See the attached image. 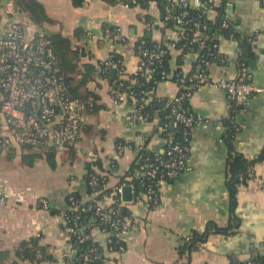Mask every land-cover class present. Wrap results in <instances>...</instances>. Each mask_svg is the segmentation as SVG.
<instances>
[{
	"label": "crops",
	"instance_id": "obj_1",
	"mask_svg": "<svg viewBox=\"0 0 264 264\" xmlns=\"http://www.w3.org/2000/svg\"><path fill=\"white\" fill-rule=\"evenodd\" d=\"M40 1L51 20L39 25L27 14L29 28L69 36L73 47L84 50L82 62L98 64L118 49L128 71L134 72L139 63L135 43L140 37L177 36L173 28L164 31L160 25L150 26L147 22V15L160 16L157 1L148 7L122 0H85L82 6H75L72 0ZM189 1L213 21L219 17L231 19L239 35L210 28L218 42L219 57L207 64L208 74L213 78L242 77L264 88V0ZM0 15L1 33L15 16L3 9ZM114 26L118 27V35L107 36L106 28ZM242 38L252 45L246 53V64L239 59ZM198 56L196 51L172 47L171 71L182 69L189 73ZM85 87L99 95L101 107L88 114L79 148H56L53 162L43 156L29 164L23 159L24 150H8L0 145V264L16 259L20 241L32 236H39L48 252L61 260L74 248L61 212L68 207L67 193L75 190L82 198H91L86 175L94 158H100L104 169L110 171L109 187L115 186L136 157L133 147L118 154L117 141L136 143L142 132H153L160 120L156 115L152 122L132 121V106L114 101L109 77L97 76ZM179 89L176 80L164 79L157 84L155 96L170 101ZM186 104L193 113L208 120L207 125H196L192 131L189 167L162 184L160 200L153 207L143 189L127 204L132 226L122 236L125 248L105 249L101 264H174L180 258L178 246L182 238L192 231H206L210 222L231 228L226 233L212 229L192 250L190 264H230L247 260L257 251L264 253V90L253 92L246 103H237L234 119L239 129L231 144L225 140L224 128L217 126L231 110L225 89L202 85ZM149 146L163 147V140L155 135ZM231 149L232 154L255 161L252 175L237 185L235 200L229 191ZM114 159L117 165L112 169ZM40 197L48 199L47 206ZM103 201L111 203L112 199L105 197ZM91 232L94 239L102 242L112 234L99 229ZM20 264L48 262L24 259Z\"/></svg>",
	"mask_w": 264,
	"mask_h": 264
},
{
	"label": "built area",
	"instance_id": "obj_2",
	"mask_svg": "<svg viewBox=\"0 0 264 264\" xmlns=\"http://www.w3.org/2000/svg\"><path fill=\"white\" fill-rule=\"evenodd\" d=\"M190 3L189 0H168V3L160 8L165 12L163 21L172 18V9L176 4L183 7L182 12L176 16L178 24L182 25L190 21L192 18H186ZM0 9L15 16L0 33V145L4 149H23L24 151L28 147L41 149L47 144H53L62 149L79 148L88 116L87 104L69 92L66 73L53 49L48 32L29 28L26 20L27 10L19 5L17 0H0ZM160 22V19H155L153 24ZM222 25L228 26L229 19L224 18ZM105 31L110 37L117 36L119 32L116 26L108 27ZM179 36L177 32L176 38ZM194 36V40L198 41L200 47L206 45V37L200 30H197ZM145 43L146 39L142 38L138 45L140 52L138 68L145 67L147 79H152L156 69L162 66L164 52L160 51L158 43H154L152 47H145ZM175 45V41H172L171 46ZM213 48H216L219 54L217 42L213 43ZM238 52L239 54L243 52L242 47L238 49ZM209 61L210 58H201L198 62L196 61L193 69L183 78L187 82L182 86L179 84L178 93L169 101L168 112L159 116L160 120L153 132H142L136 143L117 141L118 154L121 155L126 148L133 147L137 155L146 140L151 141L155 135L163 140V147L150 146L153 155L142 153L137 160L139 168L137 173L152 179L144 191L149 204L156 205L159 202L160 188L164 182L189 167L192 131L196 125H207L208 120L193 113L185 103L199 87L209 85L226 90L231 108L226 119L230 121H235L234 116L239 108L238 102L246 103L253 92L264 90L242 77H211L206 69ZM112 68L107 60L104 61L102 67L104 73L111 72ZM167 73L165 68L161 70L162 80ZM153 81L151 88L142 89L139 92L131 87L119 89L117 85H123V83L118 82V79L110 82V92L114 101L128 102L132 106L129 113L132 121H153L154 118L149 119V116L143 112V102H140L138 96L143 94L141 99L144 101L151 98L161 80L154 78ZM234 123L238 130L239 125L236 121ZM181 125H183L182 137L177 141L171 131L169 134H160L163 129L169 127L177 129ZM217 126L226 129L225 120ZM154 180L157 181L158 186L153 185ZM98 182L99 177L92 174L89 180L90 185L95 186ZM126 184L129 183L116 184L114 192L121 193L122 187ZM97 192H91L90 199L80 198L71 193L68 197L69 211L62 212V217L65 231L69 237L76 238L78 243H84L93 238L92 229L112 232L105 241L98 240L101 248L93 244L89 252L84 254L86 258L93 255L95 258L105 259V249L116 246L121 250L125 248L122 236L131 228L132 221L123 214L121 208L131 202L124 201L122 196L114 197L106 194L105 197L112 199L111 203H106L103 201L105 197L96 198ZM39 200L44 205H48L47 198L40 197ZM91 213L93 217L88 221ZM87 227L91 230L88 231ZM77 251L78 248L74 247L56 264H71L72 256H75ZM247 260L248 264H254L250 258Z\"/></svg>",
	"mask_w": 264,
	"mask_h": 264
},
{
	"label": "trees",
	"instance_id": "obj_3",
	"mask_svg": "<svg viewBox=\"0 0 264 264\" xmlns=\"http://www.w3.org/2000/svg\"><path fill=\"white\" fill-rule=\"evenodd\" d=\"M110 3H116L120 0H107ZM130 5H140L142 7H148L150 2L157 1L159 7L161 8L166 3H168V0H122ZM19 5L24 7L27 10L28 17L31 21H33L36 24H43L46 21H50V17L46 13L44 4L40 0H17ZM72 3L75 6H82L85 3V0H72ZM188 7V14L186 18H192L190 21L183 23L182 25H179L176 16L179 15L183 7L180 4H176L172 9V18L167 19L163 21V14L164 11L160 12V16L158 18L151 17L150 15H147V22L150 23V26L153 25V21L155 19H160L161 22L154 25H160L164 31L166 28H173L175 29L178 34L180 35L178 38H172V39H155L152 36L143 35L140 37L136 43L135 48L138 56L140 55L138 45L142 38L146 39V43L144 44L145 47H152L154 43H158L161 50L164 53L162 54V66L157 68L154 75V78H157V80H162V74L161 70L165 68L168 73L165 77V79L172 78L176 80L181 86L184 85L187 81L183 78L186 76V74L180 70H176L174 72L171 71V67L169 65V60L171 57V48L177 47L181 49L183 52H189V51H196L199 53L198 60L201 58H210V60L218 59L219 54L217 52L216 48H213V43L217 42L215 38L212 37L213 33H210V28H218L220 31L227 32L229 34H234L237 37H239L236 27L234 25V22L229 19V25L223 26L222 22L224 18H218L216 21H213L208 18L206 12H202L200 8L194 6L192 3H190ZM161 10V9H160ZM197 30L203 31L204 37H206V45L203 47L199 46L198 41L194 40L195 38V32ZM51 40L52 45L55 53L57 54L60 64L66 73V84L68 87L69 92L74 96L75 98L84 101L87 104V111L89 113H94L99 110L101 107V104L98 103L99 95L88 88L85 87V85L92 79L96 78L97 76H106L109 77L110 82L113 79H118V82H122L123 85H117L119 89H124L127 87H131L136 92L141 91L142 89H149L154 84V78L147 79L146 77V68L145 67H137V72H129L125 63H124V56L121 53L120 50L116 49L111 54L106 57L105 59L109 62L110 67H115V74L112 76L110 72L104 73L102 71L103 63L106 60H101L98 62V64L90 63V62H82L81 57L85 54L84 50H82L80 47H73L72 45V39L69 36L63 35L61 32H48ZM76 34H78L76 32ZM119 42L121 39H118ZM175 41L176 45L171 46V42ZM218 43V42H217ZM240 46L243 49V52L239 55L240 62H245L246 64V53L250 48L252 47L251 41H249L247 38L241 39ZM214 54H210V53ZM196 62V63H197ZM195 63V65H196ZM117 64V65H115ZM194 65V66H195ZM139 100L142 101V110L145 112L149 119H153L157 116H162L165 114V112H168L169 108L168 104L169 101L167 99H164L162 97H157L155 94L152 95L151 98L144 101L142 100L143 94H139ZM235 121H230L229 119H225L226 129H223L224 137L227 142L230 144L233 142L234 136L237 132L236 125L234 123ZM183 128V125L179 126L177 129L174 128H167L163 129L160 134H169L171 133L174 136L175 141L181 139V129ZM173 129V130H172ZM158 130V129H157ZM119 141V140H118ZM150 140H146L143 148L139 149L138 154L136 155L134 161L130 165V167L124 172V174L120 175L119 181L117 184H121L123 182H127L129 184H132L136 191V198L139 194V192L143 189L144 191L147 189V184L152 181V179L148 178L147 176L139 175L137 172L139 170L137 160H139L140 155L143 153L145 154H152L151 148L149 146ZM56 146L53 144H47L43 146L41 149H35L32 147H28L26 151L23 153V159L28 162L29 164H32L35 159L41 158L43 156H46L51 162L54 161L55 154H56ZM23 150V149H22ZM232 149L230 151V158H229V168H228V174H229V191L232 196V198L235 200V195L237 191V185L246 182L250 175H252L253 166H254V160L246 159L240 155L232 154ZM54 164V163H53ZM117 165V160L114 159L111 162L110 168H114ZM99 167V169L97 168ZM109 173L110 171L108 169H104L102 165V160L100 158H97L96 160L92 161L91 165L88 168V173L86 175V180L89 188V192L98 191L95 195L96 198H104L105 195L111 194L114 197L121 196V193L114 192V187H109L108 180H109ZM92 174H96L99 177V182L95 186H91L89 183V180L92 176ZM157 180V179H155ZM153 181V185H157V181ZM101 191V192H100ZM73 193L77 197H80L79 192L72 190L70 193H67V203H68V197L69 195ZM150 206H154L152 203L149 204ZM68 206V204H67ZM124 208H121V211L123 214L127 217H129V210L128 205H124ZM68 212V207L62 210L61 212ZM92 212V211H90ZM89 213V212H88ZM93 214H90V217L88 221L93 217ZM88 228V231L91 230ZM231 228V225L229 226H219L217 223L210 222L207 226L206 231L204 232H198V231H192L190 234L185 235L179 246L178 251L180 258L178 261H176L174 264H190V257L192 250L196 248L199 242H202L206 239L208 233L215 229L219 232H228V230ZM71 241L74 244V247L78 248L77 254L75 256H72V262L71 264H101L103 259L101 258H95L93 255L86 258L84 256L85 253L89 252V248L91 245L95 244L98 245L100 248L98 240L91 238L84 243H78L76 238L71 237ZM115 248V247H114ZM16 259H13L5 264H20V260L24 259H30L34 261H41L45 259L48 264H56L58 261L51 253L48 252L46 249V246L40 243V237L39 236H32L28 239H23L20 241L18 246L15 250ZM250 260L254 262V264H264V253L261 251H257L254 254L250 256ZM230 264H248V260H242L237 262H231Z\"/></svg>",
	"mask_w": 264,
	"mask_h": 264
},
{
	"label": "water",
	"instance_id": "obj_4",
	"mask_svg": "<svg viewBox=\"0 0 264 264\" xmlns=\"http://www.w3.org/2000/svg\"><path fill=\"white\" fill-rule=\"evenodd\" d=\"M149 34V33H148ZM115 67L111 69L112 76L115 74ZM187 103V101H186ZM135 188L132 184H126L122 187L121 196L122 199L126 202H132L135 200Z\"/></svg>",
	"mask_w": 264,
	"mask_h": 264
},
{
	"label": "rangeland",
	"instance_id": "obj_5",
	"mask_svg": "<svg viewBox=\"0 0 264 264\" xmlns=\"http://www.w3.org/2000/svg\"><path fill=\"white\" fill-rule=\"evenodd\" d=\"M1 17H2V16L0 15V19H1ZM2 162H3V158H0V165H1ZM10 163H12V161H10L9 164H10ZM9 164H8V165H9Z\"/></svg>",
	"mask_w": 264,
	"mask_h": 264
}]
</instances>
